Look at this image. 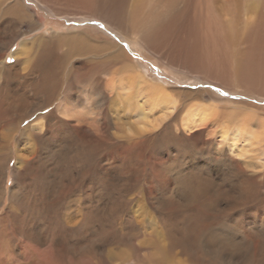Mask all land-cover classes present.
<instances>
[{"label": "rangeland", "instance_id": "374dc122", "mask_svg": "<svg viewBox=\"0 0 264 264\" xmlns=\"http://www.w3.org/2000/svg\"><path fill=\"white\" fill-rule=\"evenodd\" d=\"M17 1L23 7L24 13L31 14V19L17 23L16 32L21 35L19 34L16 40L4 49V57L2 55L0 57V66L2 62L13 64L15 52L24 42H31L35 38H47L79 29H88L91 33L102 32L108 40L122 46L143 65L149 76L159 79L167 87L188 91L199 90L202 93L198 94L200 97L198 99L209 104L223 103L234 106L233 103L239 102L247 107L243 113L253 112L254 116L243 115L239 120L248 121L243 129L251 128L253 133L249 134V131L245 133L242 130L236 137L231 135L235 126L232 123L223 124L224 120L205 123L198 117V113L197 116L189 110L192 103H185L180 117L173 119L177 111H167L160 103L151 105L141 95L131 102L122 99L108 102L106 108L113 114L112 122L103 127L110 126L109 133L104 134L102 130L95 136V141L87 136L88 138L81 142L83 145L81 149L79 144L75 145L76 142L70 135L57 134L47 138L44 135L45 139L39 143V149L42 147L43 151L51 154V157L46 164L47 168L44 167L43 170L54 169L58 174L48 173L51 177L47 176L49 179L46 178V182L41 179L34 181L44 185L47 189L46 194H49L47 201L42 205L48 210L44 211V214H39L36 212L37 207L32 206L38 193L31 186L32 181L26 189L28 200L31 202V210L26 215L31 222L30 230H33L35 235L33 233L32 236L25 237L15 227L16 225L12 224L7 211L13 201V193L19 192L17 198L20 199V180L29 174H35L36 171L40 172L42 160L39 159L48 154L43 152L40 155L36 152L26 157L27 166L26 161L15 156L0 160V216L4 217L0 223V236L5 239L0 242V264H35L39 262V257L35 259L36 257L32 255L36 247L54 250L58 246H62L59 248L60 251L66 252L76 262L82 261V264H156L150 261L149 257L150 239H157L162 246H167L170 242L168 230L171 234L172 232L177 234L182 241L175 247L173 263L246 264L247 258L257 250L256 241L261 240L264 247L262 96L251 97L240 91L228 90L223 85L218 86L219 83L211 81L203 83L205 82L203 77L174 73L165 65L150 58L139 44L125 39L102 19L67 16L66 13L55 15L38 0ZM41 46L45 45L36 44L34 48ZM70 66L71 64L67 73ZM76 85L77 83L75 87ZM78 85L76 88L83 86L86 90H91L90 86L83 83ZM65 88L64 84L61 93ZM105 90L111 97L109 89ZM95 96L93 98L97 97ZM180 98L182 104L188 99L184 95ZM60 101L56 99L51 106L36 111L37 113L25 119L21 128L35 123L38 118L44 120L46 116L43 114L47 115V112L49 113ZM72 101L76 102L75 99ZM2 129L0 123V131ZM19 135L20 131L13 138L14 146ZM148 139L150 141L147 144ZM90 151H93L91 155ZM80 152L87 160L83 165L82 159L79 158ZM70 155L74 156L72 160H69ZM104 159L106 162L114 163V166L116 162L121 161L122 166L119 170L113 171L116 173L114 180H106L107 182L101 185L104 187L98 190L95 183L102 184L108 178L105 168L102 171L101 167V161ZM84 169L88 171L82 186L86 193L85 199H82L85 207L83 216L86 217L81 220L79 215L81 207L75 196L80 190L79 173ZM198 170H200L198 175L210 174L214 178L216 182L214 186L218 188L217 201L210 196L192 201L182 199L181 188L175 184V177L178 174L176 172L194 175ZM249 179L257 185V197L245 198L243 204L236 205L237 199L238 202L242 200L238 198L237 184L242 181L246 187L251 181ZM254 183L249 188L254 187ZM1 190L4 193L1 194ZM199 195L201 196V193ZM74 197L76 200L69 203V207L68 205L64 207L66 202ZM38 201L41 202V198ZM69 217H73L71 223L65 220ZM35 239L36 242H33ZM183 248L198 252L200 258L191 259V255L185 254ZM30 255L31 258H28Z\"/></svg>", "mask_w": 264, "mask_h": 264}, {"label": "bare ground", "instance_id": "6f19581e", "mask_svg": "<svg viewBox=\"0 0 264 264\" xmlns=\"http://www.w3.org/2000/svg\"><path fill=\"white\" fill-rule=\"evenodd\" d=\"M38 1L55 15L66 13L67 16H85L104 20L125 39L139 44L150 58L165 65L174 73L203 77L205 79L203 83L208 81L219 83L218 86L223 85L228 90L240 91L251 97L258 95L264 99V0ZM19 4L17 0H0V57L4 55V49L19 36L20 33L16 32L17 23L31 19V14L24 13L23 7ZM100 33L79 29L69 33L51 35L47 38L38 37L21 45L15 52L13 64L2 62L0 66V77H2L0 123L3 128L0 131V160L15 156L17 159L26 161L27 166L26 157L36 152L40 155L43 152L48 154L39 159L42 160L40 161V166H42L40 172L36 171V175L29 174L20 180V199L17 198L19 192L13 193V201L7 211L12 224H15V227L25 237L32 236L34 233L30 230L31 222L26 215L31 210V202L28 200L26 189L32 181L31 186L34 187L36 193L38 191L35 196L36 200L32 201L34 203L32 206L37 207L36 212L44 214V211L48 210L42 205L44 201H47L49 194H46L47 189L44 185L34 181L39 179L45 181L46 178L51 177L48 173L53 172L54 175L57 173L54 169L43 170L44 167L47 168L46 164L49 163L51 154L43 151L42 147L39 149V143L45 139V136L47 138L65 134L70 135L76 142L75 145L79 144L81 149L83 147L81 142L85 138L90 136L91 140L95 141V136L99 135L102 130L104 134L109 133L110 126L103 127L112 122L113 114L106 108L108 102H116V99L131 102L142 95L151 105L160 103L167 111H177L173 119L180 117L185 103H192L189 110L196 115L198 113L199 116H197L205 123H213L215 120H224L223 124L232 123L235 126L231 135L236 137L242 130L245 133L248 131L249 134L253 133L251 128L243 129L248 121L239 120L243 115L254 116L253 112L243 113L247 107L239 102L233 103L234 106L223 103L209 104L198 99L200 98L198 94L202 93L199 90L188 91L167 87L159 79L149 76L143 65L129 55L122 46L113 44L106 35ZM9 38L11 39L7 41ZM41 43L45 46L34 48L36 44ZM69 64L71 66L67 73ZM76 83V87L79 83H83L85 86H90L91 90H86L83 86L76 88ZM64 84L66 88L61 93ZM105 89H109L112 93L111 97ZM181 95L188 98L183 104ZM94 96L96 98H93ZM56 99H60V103L49 113L47 112V115L43 114L46 116V118L43 116L44 120L38 118L35 123L21 128L25 119L37 113L36 111L51 106ZM73 99L76 100L75 103ZM114 113L116 114V111ZM188 114L191 116L190 112ZM19 131L20 135L14 146L13 138ZM149 141L150 139L147 140V144ZM160 141L163 145L162 138ZM92 153L93 151H90L89 154ZM80 154L82 157L79 156V158L82 159L83 165L87 161L86 156L82 152ZM73 157L70 155L69 160ZM101 163L102 171L105 168L108 178L102 184L101 182L95 183L98 190L104 187L101 185H104L106 180H114L116 173L113 171L119 170L122 166L121 161L116 162L115 166L114 163L106 162V159ZM199 171H196L194 175L182 171L176 172L178 174L175 177V184L181 188L182 199L192 201L210 196L217 201L218 188L214 186L216 183L214 178L210 174L208 176H202V173L198 175ZM87 176L88 171L84 169L79 173V180L77 179L80 190L77 191L75 197L81 207L79 213L81 220H84L85 216H83L84 201L82 199L86 195L82 186ZM226 176L228 177V174ZM253 183L251 180L246 187L242 181L237 184L238 198L242 200L238 202L236 198V205L243 204L245 198L257 197V185L254 183V187L249 188ZM2 192L1 190V194ZM75 197L67 201L64 207L67 205L69 207V203ZM39 198L41 202L38 201ZM3 218L0 216V223ZM65 220L71 223L73 217ZM168 234L170 242L167 246H162L157 239H150V261L156 264H176L172 262L176 255L175 247L182 241L179 240L177 234L173 232L171 234L170 230ZM0 238L3 237L0 236ZM36 239L33 242H36ZM3 240L5 239H0V242ZM256 242L257 250L247 258L246 264H264L262 241ZM59 248L62 246L54 250L53 248L36 247L32 255L36 257L35 259L39 257V262L35 264H82V261L77 260L76 262ZM183 249L185 254L191 255V259L200 258L198 252ZM28 258H31V255Z\"/></svg>", "mask_w": 264, "mask_h": 264}]
</instances>
